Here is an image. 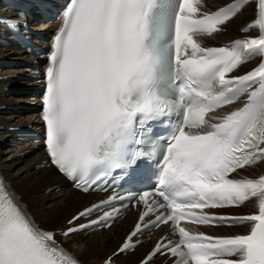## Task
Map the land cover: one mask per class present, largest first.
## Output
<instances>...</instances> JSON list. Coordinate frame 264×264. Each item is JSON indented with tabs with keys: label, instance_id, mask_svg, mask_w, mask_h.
Segmentation results:
<instances>
[{
	"label": "snow or ice",
	"instance_id": "obj_1",
	"mask_svg": "<svg viewBox=\"0 0 264 264\" xmlns=\"http://www.w3.org/2000/svg\"><path fill=\"white\" fill-rule=\"evenodd\" d=\"M249 5L259 19L243 31L258 26V38L230 47L198 42L197 36L220 31ZM201 6L202 0H178L175 8L171 0H69L46 69V150L51 165L74 182L83 181L85 192L89 178L95 183L101 173L125 171L156 157L154 190L140 196L146 211L114 255L134 247L133 238L159 205L168 211L156 222H171L179 241L157 243L142 264L161 250L179 257L177 264H264V176L229 178L264 159V62L243 75H229L247 59L264 58V0L215 12H202ZM242 94H247L242 107L216 115ZM176 112L180 116L170 124L168 137L140 146L144 138L138 125ZM257 194L262 197L258 215L228 218L204 211L239 205ZM154 196L164 203L150 199ZM184 220L254 226L248 234L213 237L194 235L181 226ZM78 230L69 227L63 235ZM0 264H79L59 247L55 233L30 221L2 183ZM106 264H112L111 257Z\"/></svg>",
	"mask_w": 264,
	"mask_h": 264
},
{
	"label": "bare ground",
	"instance_id": "obj_2",
	"mask_svg": "<svg viewBox=\"0 0 264 264\" xmlns=\"http://www.w3.org/2000/svg\"><path fill=\"white\" fill-rule=\"evenodd\" d=\"M206 8H213L231 0H202ZM4 10V9H2ZM256 13L253 6L243 7L241 11L225 26L218 38L227 40L236 36H243L241 29L247 24H255ZM49 24L34 26L39 30L45 29ZM253 27L251 32H253ZM13 54L15 50H7L0 47V57L3 54ZM9 72L23 71L22 67H12ZM0 84H4L0 82ZM37 100L29 96H13L0 94V108L4 104H20L22 109L26 103L29 106L36 104ZM14 111L8 114H0V125L25 126L32 125L37 129L40 125L38 112L24 116L21 112ZM228 112V111H227ZM14 137L9 133L0 134V176L9 189L14 200L25 212L30 221L39 229L51 230L58 235L63 229L72 225L69 224L71 217L80 209L89 204L90 195L73 192L70 188L63 186V178L53 170L52 167L42 166L43 151L39 144L27 141L18 149L13 148ZM33 148L29 154L25 150ZM23 154V155H22ZM250 176H261L264 174V159L250 167L242 170ZM26 172V174H25ZM56 187H60L55 191ZM52 189V190H51ZM34 192H41L34 195ZM260 197L252 198L241 209L231 211L236 214H243L250 211L252 206L258 204ZM65 204L64 206H61ZM130 216V214H129ZM130 221L123 219L118 224L112 225L109 230L84 236L81 233H73L69 236H57V244L70 256L82 264H99L107 255L112 253L122 241L124 234L131 226ZM78 222V221H77ZM74 222V223H77ZM248 225L212 231L220 235L242 234L248 229ZM206 231H211L205 229ZM153 239L145 241L140 247L126 255H119L117 260L120 263L133 264L143 257L149 249Z\"/></svg>",
	"mask_w": 264,
	"mask_h": 264
},
{
	"label": "rangeland",
	"instance_id": "obj_3",
	"mask_svg": "<svg viewBox=\"0 0 264 264\" xmlns=\"http://www.w3.org/2000/svg\"><path fill=\"white\" fill-rule=\"evenodd\" d=\"M18 96H21V95H18ZM26 104H30V103H26ZM26 104H25V106H26ZM25 106H24V110L27 109L28 112H23L22 114H23L24 116H28L29 114H32L33 112H35V110H34V108H33V107L35 106L34 104H31V106H30L31 108H26ZM20 146H21V145H20ZM20 146H18V147L13 146V148L18 149ZM22 155H23V154H22ZM25 174H26V172H25ZM51 190H52V189H51ZM55 191H58V190H55ZM40 193H41V192H36V193L34 192V195H38V194H40ZM64 205H65V204H62L61 206H64Z\"/></svg>",
	"mask_w": 264,
	"mask_h": 264
}]
</instances>
